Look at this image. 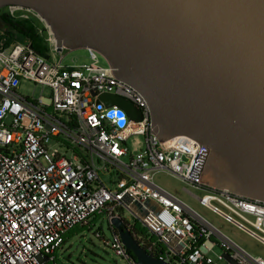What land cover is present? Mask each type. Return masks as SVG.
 Segmentation results:
<instances>
[{
  "label": "built area",
  "instance_id": "2783aa9c",
  "mask_svg": "<svg viewBox=\"0 0 264 264\" xmlns=\"http://www.w3.org/2000/svg\"><path fill=\"white\" fill-rule=\"evenodd\" d=\"M0 15L31 22L46 47L40 54L28 41L0 39V264H57L65 235L95 216L108 225L121 219L134 238L132 226L140 223L163 247L155 256V243L135 239L167 264H264L153 175L164 171L203 191L196 197L203 206L263 245L264 202L191 179L198 144L185 136L160 143L150 134L146 102L109 64H99L98 52L88 48L89 63L66 66L68 49L56 51L53 33L34 10L6 5ZM23 82L40 86V95L21 93ZM100 94L127 100L139 118L98 101ZM137 137L130 150L126 142ZM147 200L157 213L144 207L141 217L130 207ZM110 230L116 255L137 264Z\"/></svg>",
  "mask_w": 264,
  "mask_h": 264
},
{
  "label": "water",
  "instance_id": "95a60500",
  "mask_svg": "<svg viewBox=\"0 0 264 264\" xmlns=\"http://www.w3.org/2000/svg\"><path fill=\"white\" fill-rule=\"evenodd\" d=\"M34 10L56 51L92 49L136 90L160 143L185 136L199 151L190 178L264 202V0H0ZM131 117L127 100L100 94ZM141 217L147 200L130 205ZM137 264H167L110 220ZM111 231V230H110Z\"/></svg>",
  "mask_w": 264,
  "mask_h": 264
},
{
  "label": "rangeland",
  "instance_id": "374dc122",
  "mask_svg": "<svg viewBox=\"0 0 264 264\" xmlns=\"http://www.w3.org/2000/svg\"><path fill=\"white\" fill-rule=\"evenodd\" d=\"M98 62L101 66L108 65V62L99 54ZM62 63L66 66L80 65L89 63L86 49L64 51ZM20 92L24 94H33L35 97L41 93L40 86H34L33 83L23 82L20 85ZM44 97L48 95V89L42 93ZM141 137L130 138L126 145L132 150L134 142L140 140ZM57 147V145H55ZM59 150L61 147H58ZM125 160V158H124ZM101 179L106 180L104 176ZM156 184L169 191L177 198L189 205L197 214L203 217L216 229L221 231L236 244L246 250L252 256L260 257L264 260V245L249 236L245 232L239 230L233 224L226 222L217 214L211 212L207 207L203 206L196 197L204 195L203 191L181 182L179 179L171 176L164 171H158L153 175ZM89 223H93L91 230H80L74 232L61 248L55 254L57 264H126L120 256H117L111 248L113 242L112 233L109 225L105 220L88 219ZM98 234V237L97 235ZM105 242L108 244L105 245ZM217 253L218 250H215ZM217 264H224L218 262Z\"/></svg>",
  "mask_w": 264,
  "mask_h": 264
},
{
  "label": "trees",
  "instance_id": "16d2710c",
  "mask_svg": "<svg viewBox=\"0 0 264 264\" xmlns=\"http://www.w3.org/2000/svg\"><path fill=\"white\" fill-rule=\"evenodd\" d=\"M0 39H5L6 45L16 41L25 40L30 42L34 51L40 54H44L46 51L43 40L36 35L32 23L29 21H18L5 15H0ZM95 219H98V216H95ZM93 223L94 222H88L74 226L65 235L64 243L76 231L91 230ZM132 232L140 243L146 241L147 239H149V243H155L154 255L158 256L163 246L157 242V237L155 235H151L148 230L141 226L138 222H135L132 226Z\"/></svg>",
  "mask_w": 264,
  "mask_h": 264
}]
</instances>
